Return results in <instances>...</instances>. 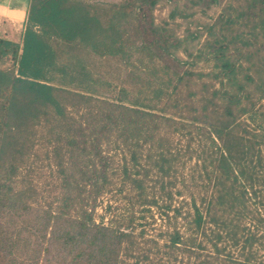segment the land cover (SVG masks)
<instances>
[{"label":"trees","instance_id":"obj_1","mask_svg":"<svg viewBox=\"0 0 264 264\" xmlns=\"http://www.w3.org/2000/svg\"><path fill=\"white\" fill-rule=\"evenodd\" d=\"M157 1L136 7L143 11ZM0 4L25 7L21 41L0 36V264H264V0H225L223 19L206 24V55L196 50L194 56V63L202 54L211 63L206 72L177 57L167 21L152 28L162 39L157 54L134 43L128 29L136 25L127 19L137 11L123 3L113 10L84 0ZM178 7L170 17L178 9L183 18L193 14ZM125 42L129 51L146 53L136 64L125 62L131 68L113 97H99L87 63L101 65L92 53L115 59L126 52ZM196 120L205 124L211 146L216 143V156L202 160L214 164L205 171L214 200L204 213L195 200L193 210L175 206L172 214L163 212L172 225L156 228L152 205L171 209V201L147 197L141 157L161 155L152 164L170 160L159 148H167L181 122ZM39 126L46 131L43 161L58 180L50 187L53 198L34 205L31 194L25 197L31 188L18 187L17 179L37 152L33 128ZM109 145L120 151V167L111 168ZM118 170V192L136 191L137 198L104 222V213L95 218V206L101 192L113 190L111 173ZM21 254L32 259H18Z\"/></svg>","mask_w":264,"mask_h":264},{"label":"rangeland","instance_id":"obj_2","mask_svg":"<svg viewBox=\"0 0 264 264\" xmlns=\"http://www.w3.org/2000/svg\"><path fill=\"white\" fill-rule=\"evenodd\" d=\"M84 1L88 5H91L92 8L96 6H108L113 10L120 3H123L128 9H136V15H132L129 19H127V21H130V24H132L131 26L136 25L135 28L128 29V34L130 35L128 38L130 37L132 40H134V43L140 44V42H144L146 45H148V49L154 51L155 54L159 52V48H162V39L159 34L152 32L154 31L152 28H155L157 24L161 25L164 21H167L168 24L165 26L170 28L169 31L171 33L174 32V34H172V38H174L172 43L176 44V49H173L175 50L177 57L182 60V62L185 61L186 66L188 61L191 60L193 64L189 65L190 70H204L205 72L209 70L211 63L206 64V62H204L203 55H206V46H204V43L207 41L206 24L215 22L217 17L223 19V16L221 15L226 12V10L223 8L225 0H201L198 4L193 5V7L189 6V2L184 3L187 0H176V2L175 0H158L154 5L146 4L143 11L139 10L141 8L136 7L140 0ZM176 4H178L179 7L181 6V8L185 7L187 11L193 12V14L183 18L178 15V12L181 11L178 9L177 15L173 18L170 17V12L173 10V6ZM8 7L9 6L0 4V36L20 42L24 30V22L16 19V17H11L13 18L11 19L9 16L10 13ZM164 32L161 34H165ZM73 46L77 47L76 50H82L83 48L78 42H76ZM132 46L134 45L132 44ZM130 48H132L130 47V43L125 42L121 49L122 51H125L126 49V52L120 53L117 57H114L115 59L110 60H108L107 55H102V57H100L98 54L92 53V56L95 60L101 61V65L98 64L96 67L92 65L91 60L90 63H87V68H93L91 70H93L94 74H96V77L98 78L97 85H94L96 88L95 94H98L97 96L102 98L105 96L113 97L114 90L122 84L126 72L129 68H131V65H127L125 62H127L128 59H134L135 62V60H139L143 53H146L144 51H140V53L134 50L129 51ZM84 50L85 48L83 51ZM196 50H201L203 54L202 57L200 56L197 62L194 63ZM189 52L192 54H188ZM127 54L128 56L125 58ZM7 64L10 65V62L8 61ZM107 79H112L111 85L105 83ZM70 86V89L77 90L79 85L77 83H73ZM219 86L220 83H218V80H216L215 87L218 88ZM193 102L195 103V96L193 97ZM200 104L201 101H197L194 106L199 107ZM183 111H185V109H183ZM198 112H200V110H198ZM176 118L178 119V117ZM186 118L190 119L191 117L188 116ZM242 118L246 119L248 121L246 123L250 128H252L253 123L249 120L248 116L242 115L240 120ZM30 122L32 123V121L29 120L26 125L30 126ZM181 123L184 124H179L178 127L180 130L177 133L171 137L168 135L171 139L169 140L170 144L169 142L165 143L167 148H159V152L162 151L160 154L166 156V158L169 157L170 160L166 159V162L164 163L157 161L156 164H152L149 162H155L153 160L160 159L161 155H155L151 157V160L147 158L144 159L142 156L140 161L141 165L138 167V169L141 171L140 174H142L140 175V178H144L145 180L146 191L148 193L147 197L150 198L151 196H154L155 198H158L159 203H161L162 200L171 201H168L171 204V209H167L164 205H162L160 208H158L157 205H152L151 212L156 219V222L153 224L156 228L158 227L159 223L166 226L167 224L172 225V220L170 219L167 221L163 212L172 214L173 207L175 206H180L181 210H193V208H191L192 206L190 205H192V201L195 200V203L204 213L210 198L214 200V194L212 191L213 181L212 179L209 180V178L205 175V171L213 170L214 164L210 163L209 165H206L208 162L205 161L203 164L202 160L206 156L209 159L212 156H216V143L211 146V141L207 137V128H203L205 124H203L202 121H185ZM167 129L168 127L165 126V130ZM33 131H35L36 136L39 138V146L37 149V143L34 144L36 145L35 149L37 152L32 158H30L27 166H24L23 171L19 172L17 186L23 187L24 185L27 188H31L25 191V197H28L31 194L32 199H30V201L36 205L38 200L43 203V201L53 198L50 187L55 184V181L58 179L56 177V172L48 170L46 163L43 161V134H46V131L43 130L42 126L33 128ZM213 135L215 134L212 133V136ZM220 143L221 141L219 140L218 144L220 145ZM104 151L108 156L113 155L115 158V161L111 163V168L112 166L120 167V151H116L114 147L110 145L105 147ZM171 151L173 153H171ZM210 153L213 154L209 155ZM161 163L164 165V170L160 169ZM128 165L130 166L131 163ZM116 172L117 175H113L111 173L113 190L101 192V194L98 196L99 204L95 206V218L98 219V215L104 213V222H106L108 218H112V216L117 215L119 212L126 211L128 207H130L131 202H133V199L130 198H137V195H134V192L136 191H132L131 194L129 192L125 194L124 192H118V186L121 185V177L119 174L121 171L118 170ZM43 185H45L44 189ZM127 185L129 186L128 182ZM45 204L46 202L44 205ZM109 205L110 207H108ZM45 207H47V205ZM160 213H163L162 216L165 219L161 217ZM246 224H248V222H246ZM139 228L140 227H138L136 230H139ZM40 232L41 230H39V233ZM146 233L149 234L151 232L148 230ZM41 236L42 235H39V237ZM37 237L38 235L34 236V238ZM137 240H139V242H143V236L140 235ZM40 243L43 246L41 241ZM135 252L137 253V251ZM41 257L42 255H40V258ZM22 258H30L29 261L32 259V257L28 255L24 256V254L18 256V259ZM38 262V264H41L42 261L39 259ZM222 263L228 264L227 261Z\"/></svg>","mask_w":264,"mask_h":264},{"label":"crops","instance_id":"obj_3","mask_svg":"<svg viewBox=\"0 0 264 264\" xmlns=\"http://www.w3.org/2000/svg\"><path fill=\"white\" fill-rule=\"evenodd\" d=\"M24 5H22L21 7H13V8H10L8 7L9 9V13H10V18L11 17H16V19L18 20H24V17H25V11H23L25 7H23ZM13 19V18H11Z\"/></svg>","mask_w":264,"mask_h":264}]
</instances>
